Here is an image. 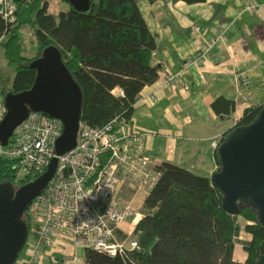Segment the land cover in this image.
Masks as SVG:
<instances>
[{
  "label": "trees",
  "instance_id": "1",
  "mask_svg": "<svg viewBox=\"0 0 264 264\" xmlns=\"http://www.w3.org/2000/svg\"><path fill=\"white\" fill-rule=\"evenodd\" d=\"M182 1L191 5L207 0ZM16 2L17 22L11 25L0 18L4 57L16 70L12 85L0 94L29 90L37 75L30 63L44 49L55 46L82 89V121L101 127L116 116L130 120L140 93L157 82L160 72L154 64L157 43L138 0H91L87 12H79L66 2L68 10L56 15L48 11L49 0ZM23 27L31 29L36 42L32 57L24 55L20 34ZM263 106L246 109L240 120L222 135L215 148L218 165L217 150L225 137L234 128L251 124ZM212 109L218 117L231 118L235 102L220 97L213 102ZM156 169L160 176L144 202V217L133 233L138 247L130 252L129 261L87 249L85 264L256 263L264 229L257 224L254 211L245 207L238 215L226 212L209 177L170 162H162ZM15 173L12 161L0 160V185L19 188L41 176L28 177L29 181L18 186ZM238 217L252 223L244 227L251 241L240 239L242 227ZM25 218L31 230L32 221L27 213ZM237 244H242L247 254L244 263L234 260Z\"/></svg>",
  "mask_w": 264,
  "mask_h": 264
},
{
  "label": "crops",
  "instance_id": "2",
  "mask_svg": "<svg viewBox=\"0 0 264 264\" xmlns=\"http://www.w3.org/2000/svg\"><path fill=\"white\" fill-rule=\"evenodd\" d=\"M252 3L256 8L247 10ZM138 5L157 43L154 64L160 67L159 76L167 71L180 80L173 89L163 87L160 78L145 87L134 106L130 127L150 134L145 150L156 166L170 162L211 178L219 170L214 144L246 109L264 105V0H207L191 5L182 0H138ZM188 59L193 63L185 66ZM243 78L248 79L247 86ZM220 97L235 102L231 118L214 113L212 104ZM148 195L130 184L120 187L119 202L133 207V216L121 225L122 239L134 238ZM238 222L240 239L251 241L244 227L252 223L242 217ZM36 238V233L28 236L26 259ZM79 249L70 239L59 238L42 262L63 264L72 255L78 258ZM233 256L245 262L242 244L236 245Z\"/></svg>",
  "mask_w": 264,
  "mask_h": 264
},
{
  "label": "built area",
  "instance_id": "3",
  "mask_svg": "<svg viewBox=\"0 0 264 264\" xmlns=\"http://www.w3.org/2000/svg\"><path fill=\"white\" fill-rule=\"evenodd\" d=\"M255 8L256 3L247 5L249 11ZM0 18L11 25L17 22L16 0H0ZM210 48L211 45L206 52ZM192 63L188 59L185 66ZM159 78L163 87L171 89L180 80L178 75L167 71ZM248 84V79L243 78V85ZM184 87L189 89L188 85ZM153 100L156 101L154 97ZM6 113L4 99L0 97V123ZM130 120L116 116L101 127L81 120L75 148L57 156L56 142L63 133V122L30 112L14 129L8 144L0 143V160L13 162L20 181L44 174L51 160L58 158L55 177L26 212L37 225V238L22 264H43L45 254L59 238L70 239L75 247L84 250L129 261V254L137 249L138 243L135 239H122L119 234L121 225L133 216L131 205L119 202V189L130 184L137 192L149 194L160 176L145 150L150 134L133 131ZM217 145L214 144L215 148ZM78 263L76 255L63 261V264Z\"/></svg>",
  "mask_w": 264,
  "mask_h": 264
},
{
  "label": "water",
  "instance_id": "4",
  "mask_svg": "<svg viewBox=\"0 0 264 264\" xmlns=\"http://www.w3.org/2000/svg\"><path fill=\"white\" fill-rule=\"evenodd\" d=\"M79 12L90 9L91 0H65ZM37 72L33 86L20 93L7 92L4 103L7 113L0 123V143L7 145L14 129L30 112H39L59 119L63 133L56 142L57 156L75 148L81 121L82 89L67 68L59 48L47 47L30 63ZM220 171L211 182L222 198V208L238 215L250 208L257 215V224L264 229V106L254 121L234 128L217 150ZM58 158L51 160L44 174L16 188L0 185V264H16L30 233L25 218L31 202L55 177ZM255 264H264V242Z\"/></svg>",
  "mask_w": 264,
  "mask_h": 264
},
{
  "label": "rangeland",
  "instance_id": "5",
  "mask_svg": "<svg viewBox=\"0 0 264 264\" xmlns=\"http://www.w3.org/2000/svg\"><path fill=\"white\" fill-rule=\"evenodd\" d=\"M50 1V6L48 11L52 14H58L61 11H66L68 10V5L66 4V2H64L63 0H49ZM21 36L23 37V43L25 46V52L24 55L25 56H34L35 52H36V42L34 40V36L33 33L31 31L30 28L28 27H23L21 29ZM3 41L5 39H2ZM2 40L0 41V91L2 89H7L8 87H10L12 85V82L14 80V77L16 75V70L14 67L9 66L8 62L6 61L5 57H4V48L2 45ZM0 94V97L3 99L4 96ZM22 176L21 178L24 177L25 172L21 173ZM31 178V177H29ZM28 177L26 179H24L23 181L17 180L16 185H20L24 182L29 181ZM37 228V225L34 222H31V230L29 233V236L32 238L33 235L35 234V229ZM26 250H23L20 258L18 259L16 264H21L22 261H24L26 259ZM78 259L79 262L78 264H84L85 261V250L83 248H80L78 250Z\"/></svg>",
  "mask_w": 264,
  "mask_h": 264
},
{
  "label": "bare ground",
  "instance_id": "6",
  "mask_svg": "<svg viewBox=\"0 0 264 264\" xmlns=\"http://www.w3.org/2000/svg\"><path fill=\"white\" fill-rule=\"evenodd\" d=\"M133 208V207H132Z\"/></svg>",
  "mask_w": 264,
  "mask_h": 264
}]
</instances>
